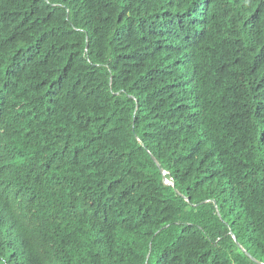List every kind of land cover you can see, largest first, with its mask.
Masks as SVG:
<instances>
[{
	"label": "trees",
	"instance_id": "16d2710c",
	"mask_svg": "<svg viewBox=\"0 0 264 264\" xmlns=\"http://www.w3.org/2000/svg\"><path fill=\"white\" fill-rule=\"evenodd\" d=\"M0 264H264V0H0Z\"/></svg>",
	"mask_w": 264,
	"mask_h": 264
}]
</instances>
